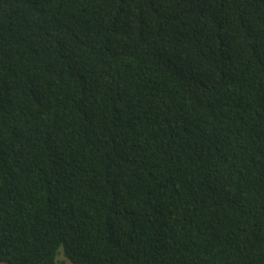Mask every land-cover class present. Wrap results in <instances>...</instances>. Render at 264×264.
Here are the masks:
<instances>
[{
  "label": "trees",
  "instance_id": "obj_1",
  "mask_svg": "<svg viewBox=\"0 0 264 264\" xmlns=\"http://www.w3.org/2000/svg\"><path fill=\"white\" fill-rule=\"evenodd\" d=\"M264 264V0H0V263Z\"/></svg>",
  "mask_w": 264,
  "mask_h": 264
},
{
  "label": "rangeland",
  "instance_id": "obj_2",
  "mask_svg": "<svg viewBox=\"0 0 264 264\" xmlns=\"http://www.w3.org/2000/svg\"><path fill=\"white\" fill-rule=\"evenodd\" d=\"M2 264V263H0ZM59 264H71L68 259H66L63 254H60L59 256Z\"/></svg>",
  "mask_w": 264,
  "mask_h": 264
}]
</instances>
